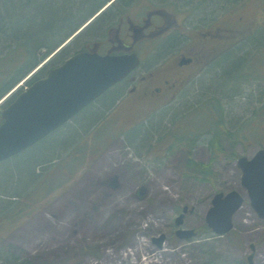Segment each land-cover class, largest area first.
<instances>
[{
  "label": "rangeland",
  "instance_id": "obj_1",
  "mask_svg": "<svg viewBox=\"0 0 264 264\" xmlns=\"http://www.w3.org/2000/svg\"><path fill=\"white\" fill-rule=\"evenodd\" d=\"M166 1L176 6V12L153 8L165 6ZM142 2L133 3L123 19L140 26L147 12L162 9L169 13V20L177 23L174 34L181 29L192 34L206 31L204 26L213 16H218L208 10H189L173 0H152L151 9H146ZM110 3L89 18L63 47L90 27ZM253 13L256 12L251 5L244 14L245 23L253 19ZM15 20L21 21H15L18 32L31 30L22 18ZM103 32L104 29L100 37ZM20 36L24 37V33ZM240 45L231 49L234 57L252 53L251 47ZM61 49L42 58L30 73L36 75ZM41 53L42 49L38 55ZM219 57L207 62L187 83L181 96L170 104L169 111L158 110L138 124L146 128L147 137L128 138L137 126L128 132L119 129L120 125L118 128L123 102L113 99L99 111H94L95 103L84 108L65 124L73 122L71 129L65 125L61 128L69 129L67 132L58 129L60 138L54 131L45 143L32 146L23 158L18 154L0 161V264H219L218 259L228 264H248L250 244L256 240L261 244L256 247L254 264H264V220L250 206L237 165L240 156L249 158L264 147V136L239 142L236 157L215 160L214 174L203 181L185 173L184 148L168 153L167 140L158 139L169 129L172 118L192 109L199 94L205 97L220 94L224 123L230 128L255 109L264 107V79H233L227 88L221 87L217 92L207 89L212 76L222 70L223 65L217 62ZM253 65L259 68L256 61ZM26 78L1 99L9 97L15 87L24 86ZM119 90V85L110 88V96L117 95ZM223 90L227 91L226 95ZM235 91H238L235 98L227 99ZM81 114L79 122L76 121ZM193 117L189 113L181 122L188 123ZM207 137L203 133L192 149L190 154L194 159L203 162L210 159ZM39 162L42 165L36 166ZM142 186L145 193L140 194ZM232 189L244 197V203L233 216L234 229L230 235L215 236L206 225V211L215 192ZM11 205L14 206L7 211ZM183 205L193 208L185 215L183 226L200 233L188 241L175 236L174 220ZM161 233L166 240L159 249L152 238Z\"/></svg>",
  "mask_w": 264,
  "mask_h": 264
},
{
  "label": "trees",
  "instance_id": "obj_2",
  "mask_svg": "<svg viewBox=\"0 0 264 264\" xmlns=\"http://www.w3.org/2000/svg\"><path fill=\"white\" fill-rule=\"evenodd\" d=\"M110 1L109 8L90 27L80 33L69 45L62 47L52 61L44 65L27 83L38 76L44 75L49 68L62 62L72 52L78 49L86 50L94 44L93 42H105L108 29L117 24L120 19H123V14L126 13L127 15V10L133 3L143 1L142 3L145 4L146 9H151L153 3L152 0H0V98L41 62L42 58L57 49L76 29ZM173 1L179 4L183 3L189 10L201 9V11H211L212 14L218 13V16H213L204 27H206L205 32L210 31L209 33L212 34L210 38L215 41L213 44L215 50L220 51L215 54L212 60L218 59L216 57L220 55V60L217 62L223 66L220 73L212 76L209 85L206 86L207 89L213 93L217 92L221 87L227 88L230 83L234 82L233 79L238 81L241 78L264 79V0ZM251 5H254L256 13H253L254 16L251 14L250 16H253V19L245 23L244 14ZM156 7L169 9L173 13L177 9L172 2L168 1L165 2V6L156 5L153 8ZM159 10L165 12L162 9ZM249 14L247 13V15ZM234 15L241 16L242 19H238ZM15 18L19 20L22 18L23 23L31 30L18 32L15 21L20 23L21 21H17ZM236 27L244 31L237 30ZM102 29H104L103 33L106 34V38H103L104 34L100 37ZM21 33H24V37L20 36ZM82 37L81 46L77 48ZM91 37L94 38L91 39ZM238 45L251 47L252 53L249 56L245 54L234 57L235 55L231 49ZM41 49L42 53L38 55V51ZM229 51L231 52L229 53ZM254 60L259 64L257 69L253 65ZM259 71H262L263 74ZM234 85L236 89V84ZM223 92L225 91L223 90ZM16 94H13L3 105H0V109L11 101ZM214 94L212 97L199 94L197 103L191 107L192 109L176 118H172L169 129L158 138L167 140L169 143L166 149L167 152L173 153L174 150L176 151L179 148L186 150L185 173L192 174L199 181L211 179V175L214 174L212 163L215 160L225 159L227 156L231 157L230 159L235 158V149L239 142L247 139H260L264 136L263 106V108L255 109L251 115H248L235 127L233 126L234 128H230L224 123V111L218 97L220 94ZM236 94H238V91L231 93L226 98L234 99ZM113 99L114 97L106 92L95 102L94 111H99L100 108L107 106ZM167 110L169 111V108ZM120 113L119 118L122 117V109ZM189 113L194 114L193 119L189 120L188 123L181 122ZM82 115H79L76 121L79 122ZM118 121L117 124H119ZM72 124L74 123L72 122ZM72 124L65 126L71 129ZM61 130L64 129L61 128ZM145 130V127H137L132 131V136L129 135L128 138L135 140L138 136L147 137ZM57 131L55 133L60 138L61 133ZM203 133L208 134L206 143L211 151L208 162L196 160L190 154ZM61 137H63V133ZM46 139L47 137L32 148L45 143ZM258 142V144L262 143L261 141ZM32 148L20 153L19 156L23 158V154L26 153L27 155ZM41 165L42 162L36 164V166ZM12 206L14 205L8 207L7 211ZM198 234H200L199 231ZM8 260L10 259L6 258V261ZM223 260L218 259L219 264H228Z\"/></svg>",
  "mask_w": 264,
  "mask_h": 264
},
{
  "label": "water",
  "instance_id": "obj_3",
  "mask_svg": "<svg viewBox=\"0 0 264 264\" xmlns=\"http://www.w3.org/2000/svg\"><path fill=\"white\" fill-rule=\"evenodd\" d=\"M138 65L139 57L135 52L100 54L94 47L92 51H78L69 56L21 91L2 110L0 161L27 149L61 126ZM237 165L250 205L258 217L264 219V148L258 149L251 158L239 157ZM140 193H145V187H141ZM242 202L243 196L237 190L215 193L205 217L208 227L216 234L230 231L233 214ZM187 210L185 205L175 219L178 226L183 223ZM176 235L189 239L195 231L178 227ZM152 240L161 248L165 234ZM251 248L254 251V244ZM253 255L254 252L247 256L249 264H252Z\"/></svg>",
  "mask_w": 264,
  "mask_h": 264
},
{
  "label": "flooded vegetation",
  "instance_id": "obj_4",
  "mask_svg": "<svg viewBox=\"0 0 264 264\" xmlns=\"http://www.w3.org/2000/svg\"><path fill=\"white\" fill-rule=\"evenodd\" d=\"M168 18L166 12L153 10L148 12L142 25L139 24L141 30L136 34L133 33L136 26L130 19H120L108 29V34L114 33V36L103 45L106 52L118 46L120 49L112 52L135 51L140 60L138 67L117 83L120 90L116 96L123 102V114L118 121L121 129L126 124L127 128L134 127L141 117L154 111L168 109L181 96L187 83L220 52L215 50L210 31L192 34L181 29L174 34L177 23ZM260 244L256 243V247Z\"/></svg>",
  "mask_w": 264,
  "mask_h": 264
}]
</instances>
